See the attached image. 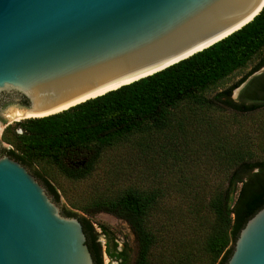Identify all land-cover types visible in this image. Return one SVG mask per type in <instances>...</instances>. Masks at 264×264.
Listing matches in <instances>:
<instances>
[{
  "label": "water",
  "instance_id": "obj_1",
  "mask_svg": "<svg viewBox=\"0 0 264 264\" xmlns=\"http://www.w3.org/2000/svg\"><path fill=\"white\" fill-rule=\"evenodd\" d=\"M263 7L264 0H0V97L22 113L2 116L3 126L160 72L239 31ZM0 264H94L78 218L62 215L8 156L0 157ZM227 264H264V207Z\"/></svg>",
  "mask_w": 264,
  "mask_h": 264
},
{
  "label": "trees",
  "instance_id": "obj_2",
  "mask_svg": "<svg viewBox=\"0 0 264 264\" xmlns=\"http://www.w3.org/2000/svg\"><path fill=\"white\" fill-rule=\"evenodd\" d=\"M252 62L256 64L245 76L218 90ZM262 68L264 7L239 31L160 72L62 112L7 125L1 141L9 148L2 149L0 157L26 167L59 201L46 177L51 172L69 182L87 181L108 153L123 146L148 153L160 138L166 142L168 132H181L197 114L225 109L254 112L264 107V74L244 87L241 102L232 100L233 91ZM257 85H262V96ZM258 146L264 152V138ZM221 159L230 170L226 186L216 187L190 209L195 221L205 225L201 238L195 232L194 237L172 233L167 224L152 220L162 198L158 190L127 187L70 204L88 216L105 213L125 221L136 246L133 260L126 246L119 248L108 226L98 222L97 231L87 218L64 213L82 224L94 264H103V255L110 264H227L241 230L264 207V158L236 147Z\"/></svg>",
  "mask_w": 264,
  "mask_h": 264
},
{
  "label": "rangeland",
  "instance_id": "obj_3",
  "mask_svg": "<svg viewBox=\"0 0 264 264\" xmlns=\"http://www.w3.org/2000/svg\"><path fill=\"white\" fill-rule=\"evenodd\" d=\"M255 64L252 62L246 69L232 75L218 90L233 85ZM263 73L264 68L257 74ZM241 91L237 95L232 93L234 102H241ZM4 101L0 97V150L9 148L1 141L4 130V120L1 117H8V112L12 109L10 103ZM245 104L249 105V102ZM167 135L169 139L166 142L160 138L157 141L159 145H155L148 153H142L133 146H123L108 153L101 167L87 181L69 182L55 172L47 175V180L59 195V201L56 202L62 215L67 210L87 218L97 231L98 222L105 224L114 233L119 248L126 246L130 259L133 260L136 246L125 221L105 213L88 216L70 204L78 201L83 204L127 187L158 190L162 198L152 220L167 224L172 233L194 237L195 232V236L201 238L205 225L202 220H198L201 224L195 221L194 214L190 212L191 206L196 201L203 200L204 195L207 196L216 187L226 186L230 170L221 156L229 148L243 147L254 152L257 157L264 158V152L258 146L264 138V107L254 112L225 109L200 113L195 120H188L181 132L174 130ZM99 240L104 242L103 237ZM103 264H110L105 255Z\"/></svg>",
  "mask_w": 264,
  "mask_h": 264
},
{
  "label": "bare ground",
  "instance_id": "obj_4",
  "mask_svg": "<svg viewBox=\"0 0 264 264\" xmlns=\"http://www.w3.org/2000/svg\"><path fill=\"white\" fill-rule=\"evenodd\" d=\"M156 71V70H155ZM152 72H154V71H152ZM151 72V73H152ZM150 74V73H149ZM144 76V75H143ZM128 82H130V81H126V82H124V83H128ZM113 88H116V86L115 87H111V89H113ZM104 92H106V91H102V92H98V93H96V94H94V95H92V96H97V95H99V94H102V93H104ZM68 106H65V107H63V108H61V109H58V110H56V111H54V112H58V111H60V110H64L65 108H67ZM8 118H10L11 120H18V119H21V116H22V113L21 112H19V111H17V110H10L9 112H8Z\"/></svg>",
  "mask_w": 264,
  "mask_h": 264
},
{
  "label": "flooded vegetation",
  "instance_id": "obj_5",
  "mask_svg": "<svg viewBox=\"0 0 264 264\" xmlns=\"http://www.w3.org/2000/svg\"><path fill=\"white\" fill-rule=\"evenodd\" d=\"M262 69H263V68H262ZM260 70H261V69H260ZM260 70H259V71H260ZM257 72H258V71H257ZM257 72H255V73H257ZM253 74H254V73H253ZM253 74H252V75H253ZM263 74H264V73H263ZM263 74H261V75H263ZM252 75L249 76V77H251V78L249 79V81L247 82V84H248L251 80H253L254 78H257V77L261 76V75H258V74L254 75V76H252ZM249 77H248V78H249ZM248 78H247V79H248ZM247 84H246V85H247ZM246 85H245V86H246ZM261 86H262V85H257L255 89L258 88V89H259V93H258V94H261V96H262V95H263V94H262L263 92H262ZM243 89H244V88H243ZM30 173H31V172H30ZM31 174L37 179V181H38L40 184H42V185L45 187V185L43 184V182H42L39 178H37L33 173H31ZM45 188H46V187H45ZM46 190H47V188H46ZM47 192L49 193L48 190H47ZM49 195L52 197V200H55L54 197H53V195H51L50 193H49ZM63 215L66 216L65 213H63Z\"/></svg>",
  "mask_w": 264,
  "mask_h": 264
}]
</instances>
